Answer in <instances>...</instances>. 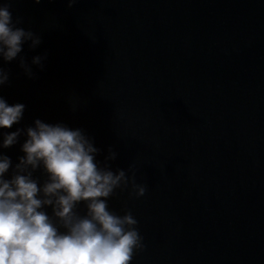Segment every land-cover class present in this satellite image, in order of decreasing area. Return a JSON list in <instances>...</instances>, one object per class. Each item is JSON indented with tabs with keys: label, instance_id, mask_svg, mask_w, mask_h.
I'll use <instances>...</instances> for the list:
<instances>
[{
	"label": "water",
	"instance_id": "obj_1",
	"mask_svg": "<svg viewBox=\"0 0 264 264\" xmlns=\"http://www.w3.org/2000/svg\"><path fill=\"white\" fill-rule=\"evenodd\" d=\"M5 3L42 42L0 60V97L25 105L0 134L40 119L82 129L101 166L109 148L111 170L133 163L145 195L108 201L138 221L131 264H264V0ZM25 139L2 150L13 166Z\"/></svg>",
	"mask_w": 264,
	"mask_h": 264
},
{
	"label": "clouds",
	"instance_id": "obj_2",
	"mask_svg": "<svg viewBox=\"0 0 264 264\" xmlns=\"http://www.w3.org/2000/svg\"><path fill=\"white\" fill-rule=\"evenodd\" d=\"M66 2L71 7L77 0ZM20 23L7 3L0 5L3 62L17 59L25 43L35 49L42 42L37 33L18 27ZM45 59L46 54L33 57L31 64L43 68ZM19 66L33 77L23 56ZM8 80L9 74L0 67V88ZM24 110L25 105H8L0 97V129L19 124ZM21 135L26 136L20 148L23 155L13 166L2 150L13 147ZM0 136V264H131L144 250L133 213L125 210L118 215L108 203L125 190L135 198L145 195L146 185L136 183L133 163L111 170L110 162L118 154L109 148L101 166L95 159L100 150L82 129L40 119ZM38 169L47 176L42 185L33 178ZM49 206L51 216L43 210Z\"/></svg>",
	"mask_w": 264,
	"mask_h": 264
}]
</instances>
